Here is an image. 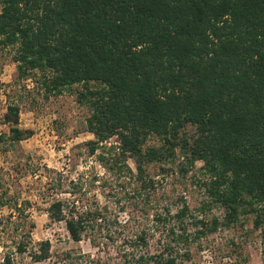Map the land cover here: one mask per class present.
<instances>
[{
  "label": "trees",
  "instance_id": "1",
  "mask_svg": "<svg viewBox=\"0 0 264 264\" xmlns=\"http://www.w3.org/2000/svg\"><path fill=\"white\" fill-rule=\"evenodd\" d=\"M9 45L18 78L49 71L44 85L56 94L80 85L76 99L91 111V154L116 136L119 157L110 168L130 173L131 157L140 186L153 189L144 165L179 146L188 165L202 161L209 201L224 211L221 219H207L186 204L174 211L165 205L130 226L98 201L57 197L49 216L64 222L71 241L86 237L105 253L67 249L58 262L181 264L192 244L202 249V238L244 215L264 263V0H2L0 49ZM2 120L8 132L1 138L11 144L31 134L19 127L15 103L6 105ZM153 134L168 147L143 150ZM28 203L0 193V207L9 209L0 237L16 235L19 253L31 246ZM228 243L229 264H244L242 243ZM50 248L49 240L39 241L30 258L49 260Z\"/></svg>",
  "mask_w": 264,
  "mask_h": 264
},
{
  "label": "rangeland",
  "instance_id": "2",
  "mask_svg": "<svg viewBox=\"0 0 264 264\" xmlns=\"http://www.w3.org/2000/svg\"><path fill=\"white\" fill-rule=\"evenodd\" d=\"M1 6L2 0L0 10ZM14 51L11 45L0 49V193L8 191L16 195L19 203L27 200L29 220L34 222V227L31 246L23 253L15 248L16 235L1 234L5 237H0V264H61L58 256L67 249L105 255L86 237L80 242L71 241L64 222L49 216L47 207L57 197L80 196L82 203L86 199L98 201L130 226L141 224L165 205L174 211L186 204L198 216L222 218L223 208L209 201L202 185L208 179L201 169L202 161L188 165L179 146L163 160L144 165L146 179L152 180L153 189L140 186L131 157L126 160L130 173L124 168L119 170L118 166L110 168L119 157L116 136L100 143L91 154L88 141L93 140L94 135L86 127L91 111L88 105L76 99L80 85L65 87L56 94L44 85L49 71L34 69L29 71L28 77L18 78ZM9 102L19 106V127L31 131L29 137L12 144L6 136L1 138L8 132L2 118ZM151 146L166 148L168 144L153 134L142 148L146 150ZM203 204L205 208L201 209ZM8 213L6 206L0 207V218L4 219ZM251 228V218L244 215L228 227L220 226L215 233L202 238V249L197 243L192 244L191 258L181 264H229L231 260L224 254L230 248L231 239L242 243V252L248 257L244 264H264L260 238ZM8 230L10 228L5 231ZM46 239L51 243V258L32 260L29 251ZM4 255L8 261L3 263Z\"/></svg>",
  "mask_w": 264,
  "mask_h": 264
}]
</instances>
